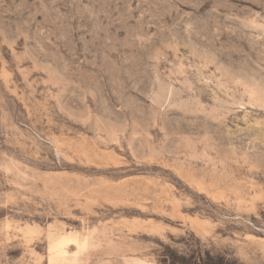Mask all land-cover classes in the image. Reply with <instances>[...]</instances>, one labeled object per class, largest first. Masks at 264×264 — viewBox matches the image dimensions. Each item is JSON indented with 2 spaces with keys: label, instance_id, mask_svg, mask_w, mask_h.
<instances>
[{
  "label": "rangeland",
  "instance_id": "1",
  "mask_svg": "<svg viewBox=\"0 0 264 264\" xmlns=\"http://www.w3.org/2000/svg\"><path fill=\"white\" fill-rule=\"evenodd\" d=\"M0 264H264V0H0Z\"/></svg>",
  "mask_w": 264,
  "mask_h": 264
}]
</instances>
